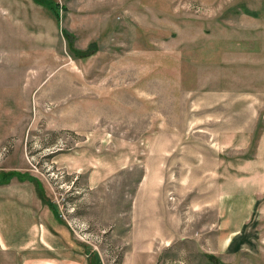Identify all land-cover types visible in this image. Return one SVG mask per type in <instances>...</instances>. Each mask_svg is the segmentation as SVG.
I'll return each mask as SVG.
<instances>
[{"label":"rangeland","instance_id":"1","mask_svg":"<svg viewBox=\"0 0 264 264\" xmlns=\"http://www.w3.org/2000/svg\"><path fill=\"white\" fill-rule=\"evenodd\" d=\"M55 1L0 0V264H264V0Z\"/></svg>","mask_w":264,"mask_h":264},{"label":"crops","instance_id":"2","mask_svg":"<svg viewBox=\"0 0 264 264\" xmlns=\"http://www.w3.org/2000/svg\"><path fill=\"white\" fill-rule=\"evenodd\" d=\"M262 125V136H264V117L262 119ZM0 172L2 173V176H0V247L4 252H8L12 247L11 226L12 222L15 221L18 228L17 249L19 250L21 259L23 258V260L26 261V259H28L26 255L31 256L34 254V260H45L46 258L43 257V255L47 256L48 251L47 249L45 250L47 246L44 242V239L48 237L47 227L42 222H39L37 225L38 227H36L34 231L32 230L31 206L24 201L26 198V191L32 193L33 191H31V189L34 188L35 190V185L31 182V179L26 177L22 178V174H18V176L13 175L6 180L5 172L3 170H0ZM11 178L13 180H10ZM10 185H12V188L17 193H14L13 197L8 199V197H3L2 193H4V191L8 192L7 188L10 187ZM35 193L37 194L36 190ZM37 197L41 200L39 195H37ZM236 232L237 230H231L227 233L228 235L226 237L223 236L221 244L224 245L228 241L230 234L233 235ZM32 237H34L33 240ZM32 241L35 243L34 246H31V244H33ZM41 243H43L45 247L41 246ZM33 249L36 250L34 251ZM70 250L72 254H74V250ZM29 252L31 254H28ZM85 264H89L87 263V258Z\"/></svg>","mask_w":264,"mask_h":264},{"label":"trees","instance_id":"3","mask_svg":"<svg viewBox=\"0 0 264 264\" xmlns=\"http://www.w3.org/2000/svg\"><path fill=\"white\" fill-rule=\"evenodd\" d=\"M44 2H46L47 5H48V6L54 11V14H55V15L58 14V11H59L60 8H63V7H64L63 5H62V6H61V5H58V3H57L55 0H44ZM58 8H59V9H58ZM63 32L65 33L66 31L63 30ZM73 53H74L75 57L78 55L77 50H74ZM4 172H5L6 180H8L9 177H11V176H13V175H17V176H18L17 171H14V170H5ZM23 177H26V178H29V179H33V180H35L34 177L29 176V175H22V178H23ZM35 181H36V180H35ZM35 187L38 189V192H39V196H40V198L43 199V195H42V193H41L42 190L40 191L41 187H40V185L38 184V182H37V184L35 185ZM87 261H89V258H87Z\"/></svg>","mask_w":264,"mask_h":264},{"label":"flooded vegetation","instance_id":"4","mask_svg":"<svg viewBox=\"0 0 264 264\" xmlns=\"http://www.w3.org/2000/svg\"><path fill=\"white\" fill-rule=\"evenodd\" d=\"M87 263H89V264H90V262H89V261H87Z\"/></svg>","mask_w":264,"mask_h":264}]
</instances>
